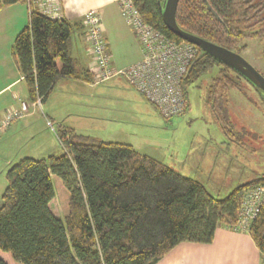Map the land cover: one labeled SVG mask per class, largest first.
Wrapping results in <instances>:
<instances>
[{"label": "trees", "instance_id": "obj_1", "mask_svg": "<svg viewBox=\"0 0 264 264\" xmlns=\"http://www.w3.org/2000/svg\"><path fill=\"white\" fill-rule=\"evenodd\" d=\"M164 1L133 0L147 23L183 41L163 21ZM19 2L26 0H0V11ZM29 11L13 55L30 99L45 103L60 80L83 77L72 59L73 34L82 22L52 19L31 7ZM176 20L184 31L241 54L243 42L264 39V0H180ZM198 51L183 81L187 103L188 87L223 67L209 88L207 104L232 138L235 124L225 96L241 85L229 71L247 79ZM83 78L93 81L89 70ZM57 132L64 147L61 155L26 157L7 171L0 206V264H156L182 242L207 244L219 226L234 229L245 193L264 185L263 175L219 198L199 180L132 145L75 129L60 127ZM249 233L264 260V205Z\"/></svg>", "mask_w": 264, "mask_h": 264}, {"label": "crops", "instance_id": "obj_2", "mask_svg": "<svg viewBox=\"0 0 264 264\" xmlns=\"http://www.w3.org/2000/svg\"><path fill=\"white\" fill-rule=\"evenodd\" d=\"M62 2L64 18L72 23H81L90 9L100 13L114 68H125L142 60L140 43L121 15L120 0H62ZM29 12L26 2L4 7L0 11V119L7 110L18 109L22 101L30 104L28 115L0 133V206L8 183L7 171L14 163L26 157L43 159L58 156L64 152L57 130L53 131L47 127L48 119L57 123V129L60 127L75 129L80 133L76 127V122L79 120L78 114L73 107L65 108L61 105V96L67 97L68 100V97L75 92L78 98L94 85L92 80L86 81L83 78L84 74L86 76L91 60L86 51L87 42L83 29L79 28L75 30L72 38V59L79 75L83 77L60 80L47 101L41 105L30 99L27 84L13 55L16 37L29 22ZM111 84L112 92L116 99L118 98L117 101L119 103L128 101L133 114L130 120H121L119 116L125 113L124 110L116 109V106L111 107L113 118L107 119L113 130L110 133L126 135L119 138L121 140L108 141L135 146L131 131L138 129V125L147 126L157 122L156 112L148 107L146 103L148 101L123 76L114 77ZM84 117L86 116H81L82 119ZM155 146L158 147L157 144ZM182 147L181 153L174 149L172 137L166 141L167 150L172 151L173 154L177 153V160L183 163L185 168L188 165L190 153L187 150L185 152V147ZM153 158L159 160V158ZM182 174L188 176V174ZM195 175H189V177L205 185L203 180L198 178L197 174ZM156 264H264V260L262 252L249 232L219 226L211 243L182 242Z\"/></svg>", "mask_w": 264, "mask_h": 264}, {"label": "rangeland", "instance_id": "obj_3", "mask_svg": "<svg viewBox=\"0 0 264 264\" xmlns=\"http://www.w3.org/2000/svg\"><path fill=\"white\" fill-rule=\"evenodd\" d=\"M241 45L246 46L241 55L264 75V39H249ZM222 69L221 66L215 67L188 87L189 105L184 114L167 119L146 102L156 112L157 122L147 126L137 123L138 129L131 131L137 151L159 158L188 176L197 174L207 189L219 198L227 196L239 184L264 175V95L247 80L229 71L241 85V90H231L225 96L229 115L235 124V134L230 138L222 131L207 104L209 88ZM112 81L113 78L93 85L78 98L75 92L68 100L61 96V105L73 107L78 114L76 127L81 134L104 141L121 140L119 138L126 135L110 133L113 130L107 119L113 118L111 107L124 110V114L130 113L120 115L121 120H130L133 114L128 101H117L112 92ZM81 116L86 117L82 119ZM171 137L174 149L182 153L184 146V151L190 153L185 168L177 160L178 154L166 148V141ZM57 206L63 214L59 203Z\"/></svg>", "mask_w": 264, "mask_h": 264}, {"label": "built area", "instance_id": "obj_4", "mask_svg": "<svg viewBox=\"0 0 264 264\" xmlns=\"http://www.w3.org/2000/svg\"><path fill=\"white\" fill-rule=\"evenodd\" d=\"M33 8L52 19H62V0H26ZM120 12L136 35L143 54L141 61L125 68H114L109 45L104 35L100 13L89 10L82 21L87 42L86 51L91 64L88 68L93 84L105 83L116 76H123L165 118L182 115L187 109L183 81L198 56V47L186 41H177L147 23L133 0H120ZM41 105V100L35 101ZM29 102L22 101L18 109H9L0 119V133L30 112ZM47 127L57 130V123L46 121ZM264 205V185L247 191L241 206L240 219L235 230L249 232L251 223Z\"/></svg>", "mask_w": 264, "mask_h": 264}, {"label": "water", "instance_id": "obj_5", "mask_svg": "<svg viewBox=\"0 0 264 264\" xmlns=\"http://www.w3.org/2000/svg\"><path fill=\"white\" fill-rule=\"evenodd\" d=\"M179 1L180 0H165L163 3H160L162 17L166 27L182 40L196 45L205 53L212 55L227 66L233 68L254 86L264 92V75H262L260 71L250 64L240 53L212 43L180 28L176 20Z\"/></svg>", "mask_w": 264, "mask_h": 264}]
</instances>
